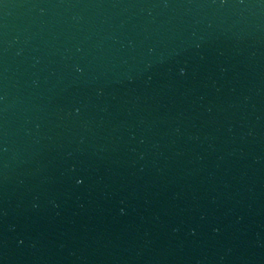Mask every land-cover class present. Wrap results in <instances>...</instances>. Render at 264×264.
<instances>
[{
  "label": "water",
  "instance_id": "water-1",
  "mask_svg": "<svg viewBox=\"0 0 264 264\" xmlns=\"http://www.w3.org/2000/svg\"><path fill=\"white\" fill-rule=\"evenodd\" d=\"M0 264H264V0H0Z\"/></svg>",
  "mask_w": 264,
  "mask_h": 264
}]
</instances>
